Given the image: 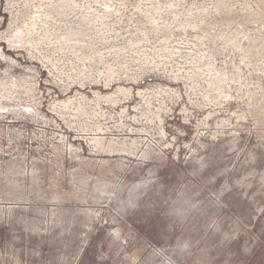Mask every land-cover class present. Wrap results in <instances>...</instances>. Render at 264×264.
Listing matches in <instances>:
<instances>
[{"label": "rangeland", "instance_id": "obj_1", "mask_svg": "<svg viewBox=\"0 0 264 264\" xmlns=\"http://www.w3.org/2000/svg\"><path fill=\"white\" fill-rule=\"evenodd\" d=\"M0 264H264V0H0Z\"/></svg>", "mask_w": 264, "mask_h": 264}]
</instances>
